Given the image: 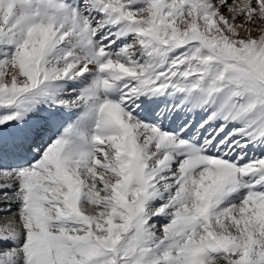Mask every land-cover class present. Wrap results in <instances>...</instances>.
<instances>
[{"label":"snow or ice","instance_id":"snow-or-ice-1","mask_svg":"<svg viewBox=\"0 0 264 264\" xmlns=\"http://www.w3.org/2000/svg\"><path fill=\"white\" fill-rule=\"evenodd\" d=\"M0 213V264H264V0H0Z\"/></svg>","mask_w":264,"mask_h":264},{"label":"rangeland","instance_id":"rangeland-1","mask_svg":"<svg viewBox=\"0 0 264 264\" xmlns=\"http://www.w3.org/2000/svg\"><path fill=\"white\" fill-rule=\"evenodd\" d=\"M228 2H229V4H231V3H232V0H228ZM225 14H227V13H225ZM253 35L256 36V35H258V33L254 32ZM1 218H4V217H0V222H2V221H1ZM13 219H14L13 216H11V217H10V216H9V217H8V216H5V221H4V223H6L7 220L12 221Z\"/></svg>","mask_w":264,"mask_h":264},{"label":"bare ground","instance_id":"bare-ground-1","mask_svg":"<svg viewBox=\"0 0 264 264\" xmlns=\"http://www.w3.org/2000/svg\"><path fill=\"white\" fill-rule=\"evenodd\" d=\"M13 207H14V211L13 212H15V205Z\"/></svg>","mask_w":264,"mask_h":264}]
</instances>
